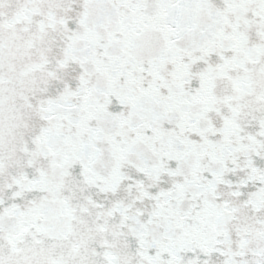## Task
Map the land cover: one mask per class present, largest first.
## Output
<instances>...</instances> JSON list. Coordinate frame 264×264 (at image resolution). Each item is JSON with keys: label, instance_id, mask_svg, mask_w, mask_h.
Segmentation results:
<instances>
[{"label": "water", "instance_id": "obj_1", "mask_svg": "<svg viewBox=\"0 0 264 264\" xmlns=\"http://www.w3.org/2000/svg\"><path fill=\"white\" fill-rule=\"evenodd\" d=\"M0 264H264V0H0Z\"/></svg>", "mask_w": 264, "mask_h": 264}]
</instances>
